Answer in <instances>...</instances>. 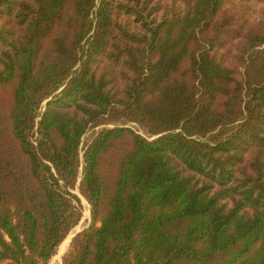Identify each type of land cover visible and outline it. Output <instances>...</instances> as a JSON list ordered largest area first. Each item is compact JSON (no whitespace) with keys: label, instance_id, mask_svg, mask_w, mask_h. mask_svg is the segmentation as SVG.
<instances>
[{"label":"trees","instance_id":"trees-1","mask_svg":"<svg viewBox=\"0 0 264 264\" xmlns=\"http://www.w3.org/2000/svg\"><path fill=\"white\" fill-rule=\"evenodd\" d=\"M80 195L62 264H264V0H0V264Z\"/></svg>","mask_w":264,"mask_h":264},{"label":"rangeland","instance_id":"rangeland-1","mask_svg":"<svg viewBox=\"0 0 264 264\" xmlns=\"http://www.w3.org/2000/svg\"><path fill=\"white\" fill-rule=\"evenodd\" d=\"M112 124H108V126H111ZM132 126H134L136 129H138L139 131H141L142 133H145V131L143 129H141L139 126H137L136 124H130ZM98 130V128H95L91 131H89L84 137H83V142H87L92 138V132ZM77 193H79L78 190H76ZM80 194V193H79ZM81 196V195H80ZM82 198V204H83V216L79 222V224L77 226H75L71 232L68 234V236L64 239V241L60 244V246L57 249L56 254L53 256V258L51 259L50 264H62V257L65 254V252L68 250L69 246H70V241L69 238L72 234H74L75 232H77L78 230H82L84 227L88 226L90 223V205L88 204L87 200L81 196ZM88 213V214H87ZM68 240V243L66 245V247L62 249L63 244ZM64 253V254H63Z\"/></svg>","mask_w":264,"mask_h":264},{"label":"water","instance_id":"water-1","mask_svg":"<svg viewBox=\"0 0 264 264\" xmlns=\"http://www.w3.org/2000/svg\"><path fill=\"white\" fill-rule=\"evenodd\" d=\"M80 230H78L77 232H79ZM77 232H75L74 234H72L71 236H70V238H69V241L71 242V240H72V237L77 233ZM64 254V253H63Z\"/></svg>","mask_w":264,"mask_h":264},{"label":"bare ground","instance_id":"bare-ground-1","mask_svg":"<svg viewBox=\"0 0 264 264\" xmlns=\"http://www.w3.org/2000/svg\"><path fill=\"white\" fill-rule=\"evenodd\" d=\"M88 214V213H87ZM67 243H68V240L63 244V246H62V249L61 250H63L65 247H66V245H67Z\"/></svg>","mask_w":264,"mask_h":264}]
</instances>
